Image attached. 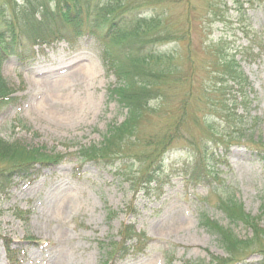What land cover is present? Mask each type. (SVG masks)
Segmentation results:
<instances>
[{
	"label": "rangeland",
	"instance_id": "rangeland-1",
	"mask_svg": "<svg viewBox=\"0 0 264 264\" xmlns=\"http://www.w3.org/2000/svg\"><path fill=\"white\" fill-rule=\"evenodd\" d=\"M192 2L191 21L198 25L193 33V56L199 66L184 86H192L195 77L199 92L205 95V89L217 85L218 77L207 74L201 66L208 56L199 47L208 40L224 38L225 53L235 57L252 83L253 100L248 106L252 119L247 136H259L264 144V46L259 39L252 49L243 48L247 29L258 31L259 36L264 33V0H216L222 14L211 22L206 0ZM170 5L175 17L186 7L185 2ZM199 23L205 25L206 34L199 32ZM22 31L25 29L13 19L7 0H0L1 73L18 96L17 105L0 110V136L64 157L40 170L33 180L15 177L7 190H0V264H13L7 259V241L17 257L15 264H166L168 257H172L171 264H182L185 259L216 264L217 256L227 253L216 234L199 224L200 211L232 227L239 238L250 235L242 222L229 223L219 201L231 194L245 211L259 214L264 159L257 157L256 151L244 145L232 146L225 163L217 166L221 172L217 187L211 188L201 182L193 185L182 177L178 159L194 162L190 152L194 146L189 144L187 150L185 140L176 139L162 159L160 184L151 182L148 190L133 189L130 177L121 178L115 168L79 159L81 147L100 142L108 124L121 121L126 113L108 93L114 77L104 69L96 41L88 35L69 41L54 39L36 44L32 53L27 50L19 56L11 41ZM185 61L183 57L178 60L187 65ZM221 91L215 94L222 96ZM161 101L152 99L151 103ZM167 103L168 108L177 105L176 99H167ZM159 121L153 114L140 123V134L126 156L131 170L145 163L136 157V153L149 149L142 134L155 130ZM185 135L195 139L198 151L202 138L199 124H192ZM132 173L137 174L136 170ZM259 221L264 225V218ZM122 223H131L151 237L145 251L110 253L121 238ZM261 256L255 250H244L232 264H260Z\"/></svg>",
	"mask_w": 264,
	"mask_h": 264
},
{
	"label": "trees",
	"instance_id": "trees-1",
	"mask_svg": "<svg viewBox=\"0 0 264 264\" xmlns=\"http://www.w3.org/2000/svg\"><path fill=\"white\" fill-rule=\"evenodd\" d=\"M7 2L13 19L25 29L22 35L17 34L12 38L14 53L23 56L27 50L32 53L36 44L61 38L69 41L80 35H88L99 47L104 69L114 77L108 93L126 108L125 116L119 122L108 124L100 142L81 147L80 160L90 161L98 167L115 168L121 178L130 177L133 189L148 190L151 182L160 184L159 178L164 169L161 167L162 159L176 139H184L187 150H190L189 144L195 147L190 151L194 162L178 159L182 177L193 185L201 182L211 188L217 187L221 174L217 166L225 163L226 154L234 145L247 146L251 151H256L257 157L264 159L261 138L247 136L249 120L252 119L248 107L253 100L252 83L239 68L235 57L225 53L224 38L219 37L215 42L208 40L207 43L202 40V47H199L208 56L201 60V63L204 60L201 66H205L207 74L218 77L217 85L205 89V95L199 92L200 85L196 84L195 77L192 86L190 83L184 86L199 66L193 56V33L198 25L191 21L194 14L191 11L194 7L192 0ZM177 2H185L186 7L175 17L170 4ZM206 7L210 22L221 16L219 8H216V0H206ZM199 26V32L206 34L205 25L199 23ZM244 33L247 39L244 49H252L259 39L264 46V33L259 36L258 31L252 28ZM1 55L0 49V110L8 105H17L18 101L13 86L1 73ZM181 57L186 59L187 65L178 62ZM220 89L222 96H217L215 93ZM195 92L199 93L194 95ZM158 98L162 100L160 104L152 105L151 100ZM167 99H176L174 109L167 107ZM211 111L217 114L209 116L207 113ZM153 114H157L160 121L155 130L142 134L143 144L149 149L136 153V157H141L145 163H140L134 169L137 174H133L127 152L140 134V123ZM192 124L201 127L198 151L195 139L185 135ZM250 134L253 135V132ZM131 137L133 139L130 140ZM63 157L59 152H48L42 147L26 148L21 143L0 136V190H7L15 177L33 180L40 170L56 164ZM219 207L229 223L242 222L248 226L250 235L239 238L232 227L222 225L205 211H200L199 224L216 234L219 244L227 253L225 257L217 256L216 264H232L239 259L240 253L249 249L259 252L262 255L260 264H264V225L259 221L264 218V196L261 197L258 215L245 211L231 194L221 198ZM120 236L110 253L137 254L145 251L151 240L145 230H137L131 223H122ZM4 246L9 262L18 263L10 243L7 241ZM171 260L172 257H168L166 264H171ZM182 264L197 263L185 259Z\"/></svg>",
	"mask_w": 264,
	"mask_h": 264
}]
</instances>
